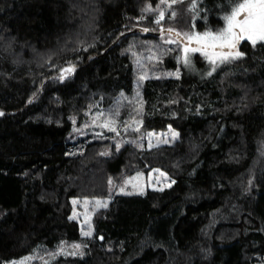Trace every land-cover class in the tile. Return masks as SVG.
<instances>
[{"label":"trees","instance_id":"trees-1","mask_svg":"<svg viewBox=\"0 0 264 264\" xmlns=\"http://www.w3.org/2000/svg\"><path fill=\"white\" fill-rule=\"evenodd\" d=\"M194 2L198 15L183 0L157 25L141 15L159 0H0V110L12 113L0 116V264H264V47L244 41L211 76L200 53L185 68L159 29L216 31L232 7ZM135 28L148 32L118 39ZM69 65L80 67L56 79ZM91 106L179 137L117 150L113 132L74 130ZM154 168L172 186L113 195L81 236L73 197H106L110 181ZM61 242L83 248L53 256Z\"/></svg>","mask_w":264,"mask_h":264},{"label":"snow or ice","instance_id":"snow-or-ice-1","mask_svg":"<svg viewBox=\"0 0 264 264\" xmlns=\"http://www.w3.org/2000/svg\"><path fill=\"white\" fill-rule=\"evenodd\" d=\"M191 3V11L198 15V5L194 0H189ZM232 7L228 14L222 17L224 21V27L212 31L210 28L204 32L189 31V32H179L173 28H163L159 30L161 33H167L172 39H168L165 43L176 44L180 48L179 59L185 68L192 69V55L195 53H200L211 66L210 70L206 75L211 76L213 72L217 70L222 64H232L234 61L241 60L245 53L240 51V45L243 41H248L252 47L258 44L264 47V0H230ZM176 3H183V0H159L160 6L155 9L151 5L144 8L142 11L141 19L147 18V14L155 13L154 22L160 25L165 19V12L168 11V15L171 19H175L176 12L171 10L172 6ZM195 27L194 25L192 26ZM144 31H148L147 28ZM171 51V49H169ZM149 59H156L155 57H149ZM75 68L73 65L62 69L60 76L56 79L63 80L67 78L74 72ZM169 76H175L179 78V72L168 73ZM146 76H141L140 80H144ZM139 93L137 92V96ZM143 104L140 102V107L136 109L137 114L142 111ZM118 114V113H117ZM3 113L0 112V116ZM101 113L97 117H94V122L100 119ZM140 121L133 120L132 123L128 124V127L132 128L133 131H139ZM100 127L107 128L108 131L117 132L115 127V120L105 119V122L100 125ZM128 128H125L127 131ZM117 135L119 133L117 132ZM149 136L156 135L155 133H149ZM179 133L171 132V137L173 140L178 138ZM161 142L158 140V143ZM163 143H168L167 140H163ZM117 150H119V145H117ZM108 153H101V155H107ZM163 175V174H161ZM111 183V181H110ZM174 183V181L172 182ZM123 191V189H121ZM141 194L142 191H141ZM80 203L79 201H73V204ZM87 205L88 201L83 202ZM97 206L107 207L106 203L96 202ZM84 224L88 225V230L83 231L84 236H91L92 229L90 220L87 212H85ZM78 213H74L70 219H77ZM73 252L71 255H76L80 249L79 244L71 246ZM82 254V253H81ZM31 257H26L18 262H13V264H30Z\"/></svg>","mask_w":264,"mask_h":264},{"label":"rangeland","instance_id":"rangeland-1","mask_svg":"<svg viewBox=\"0 0 264 264\" xmlns=\"http://www.w3.org/2000/svg\"><path fill=\"white\" fill-rule=\"evenodd\" d=\"M96 106V105H95ZM95 106H91L90 110L87 111V122L86 126L83 129H80L81 127L74 128V130L81 132L83 134L85 133H92L96 137L98 135H103L108 131L107 128L100 127L102 123L105 122V119H113L115 120V127L117 128V132L119 135H117V132H113L116 136L113 139L112 146H115L117 148V145H119V148L122 147L124 144L127 143H133L140 147H147V148H154L158 147L160 145H170L173 144L178 138L175 140L171 137V132L179 133L177 129L174 128H168V130L165 131H142L140 125H139V131H133L132 128L135 127L133 124L132 127H128V124L132 123L133 120L129 121L127 124L119 125L116 113H107L102 110H99L97 108L94 109ZM103 114L100 116V119L96 120L94 122V117H97L100 114ZM137 121V119H134ZM125 128H128L127 131H125ZM149 133H155L154 136H149ZM179 137V136H178ZM158 140L161 141L158 143ZM163 140H167L168 143H163ZM110 149L105 150L103 153H108ZM77 152L80 151V148L76 149ZM163 174V175H161ZM173 179L168 175L165 171L154 168L149 170L148 172L144 171H137L131 175H125L118 181H111L110 183V194L106 197H73L71 202L73 205V210L71 217L74 213H78L79 216L76 220L79 223L81 236L83 238H89L94 235V216L102 208H105L103 206H97L96 202L100 201L102 204L106 203L107 206L110 203L113 195H122V194H141L146 193L149 189L152 190H164L172 186ZM123 189V191H121ZM79 201L80 203L73 204V201ZM88 201L87 205H85L83 202ZM85 212H87L91 229H92V235L91 236H84L83 231L88 230V225L84 224L85 219ZM83 229V231H82ZM79 244L80 249L78 251H81L83 248V244L81 242L77 243H69L66 244V242H61L58 245V248L52 253L53 256L60 255V254H70L73 252L72 245ZM36 254V253H34ZM34 254H28L18 259H13V261L9 264H13V262H18L23 258L31 257L30 263L35 259ZM8 264V263H5Z\"/></svg>","mask_w":264,"mask_h":264},{"label":"water","instance_id":"water-1","mask_svg":"<svg viewBox=\"0 0 264 264\" xmlns=\"http://www.w3.org/2000/svg\"><path fill=\"white\" fill-rule=\"evenodd\" d=\"M167 29V28H166ZM133 32H148V31H144V28H135L134 30H131V31H129V32H125L124 34H122L118 39H120V38H122L123 36H125V35H127V34H129V33H133ZM158 34L159 35H164V34H167V33H161V32H158ZM244 42V41H243ZM243 42H241V45L243 44ZM241 45H240V47H241ZM74 66V68H75V70L77 69V68H79L80 66H77V65H73ZM74 70V71H75ZM52 78H49V79H46L42 84H41V86H40V89L43 87V85L47 82V81H49V80H51ZM0 112H2L3 113V115H7V114H12L11 112H5V111H2V110H0ZM2 115V116H3Z\"/></svg>","mask_w":264,"mask_h":264}]
</instances>
